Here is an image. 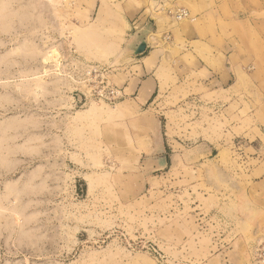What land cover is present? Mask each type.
Wrapping results in <instances>:
<instances>
[{"label": "rangeland", "instance_id": "rangeland-1", "mask_svg": "<svg viewBox=\"0 0 264 264\" xmlns=\"http://www.w3.org/2000/svg\"><path fill=\"white\" fill-rule=\"evenodd\" d=\"M161 3L0 0V264H221L214 257L233 243L225 237L234 224L197 206L204 200L191 167L198 137L228 124L220 98L186 89L177 72L145 105L78 107L67 76L71 60L126 63L127 34L144 10L168 9L174 23L189 17L178 18L186 9L173 0ZM240 61L253 78H238L236 157L221 161L236 173L256 163V131L264 132V53ZM116 73L120 86L127 76ZM208 170L216 189L235 185L233 174ZM246 234L241 264H264L263 234Z\"/></svg>", "mask_w": 264, "mask_h": 264}, {"label": "crops", "instance_id": "crops-1", "mask_svg": "<svg viewBox=\"0 0 264 264\" xmlns=\"http://www.w3.org/2000/svg\"><path fill=\"white\" fill-rule=\"evenodd\" d=\"M160 2H163L161 5L165 10L169 0ZM173 3L186 9L189 17L174 23L168 9L161 17L146 10L136 14L133 22L137 23L139 30L133 31L134 27H130L126 49L134 51L145 40L146 50L129 57L125 61L126 67L113 76H127L120 84L124 88L125 99L131 98L141 106L154 100L157 93L160 95L165 78L170 75L172 80L177 72L186 89L192 91L202 86L203 91L220 98L222 103L218 102L217 105L218 117L221 120L228 118V124L222 122L220 133L214 134L212 139H207L203 134L202 138L198 137L195 152L197 162L191 167L197 171V191L204 200L202 204L198 201L197 206L211 208L214 211L211 213L212 219L222 217L234 224L225 237L232 239L233 243L227 248L222 243L218 248L219 254L214 258H219L221 264H241L245 259L242 251L248 250L246 231L264 236L263 129L256 131L261 148L260 153L257 151L259 156L250 158L256 159L254 165L239 169L236 173L231 168H224L221 161H234L236 157L233 145L237 141V126L236 123L231 124L234 115L230 111L233 110V97L238 94V78H244L245 83L253 78L246 72L241 73L242 64L245 63H240V60L247 62L249 54L253 52L264 53V0H173ZM167 33L171 36L169 42L165 40ZM247 131L243 129L242 136H246ZM189 156L184 158L188 165ZM210 167L218 172H227L226 175L233 174L236 177L235 185H228V189H216V185L206 182ZM203 215L202 219H207L208 214L203 211ZM244 256H247V252Z\"/></svg>", "mask_w": 264, "mask_h": 264}, {"label": "built area", "instance_id": "built-area-1", "mask_svg": "<svg viewBox=\"0 0 264 264\" xmlns=\"http://www.w3.org/2000/svg\"><path fill=\"white\" fill-rule=\"evenodd\" d=\"M189 13L182 10L178 18L187 17ZM135 30H139L136 22H133ZM68 62V61H66ZM127 63H89L70 61L68 75L71 83L75 85L73 97L76 106L85 107L90 102H103L114 105L125 98L124 88L111 80V75ZM65 71V69H63Z\"/></svg>", "mask_w": 264, "mask_h": 264}, {"label": "water", "instance_id": "water-1", "mask_svg": "<svg viewBox=\"0 0 264 264\" xmlns=\"http://www.w3.org/2000/svg\"><path fill=\"white\" fill-rule=\"evenodd\" d=\"M146 46H147L146 41L145 40L142 41V43L138 46V48L133 51V55L136 56L144 53L146 50Z\"/></svg>", "mask_w": 264, "mask_h": 264}, {"label": "bare ground", "instance_id": "bare-ground-1", "mask_svg": "<svg viewBox=\"0 0 264 264\" xmlns=\"http://www.w3.org/2000/svg\"><path fill=\"white\" fill-rule=\"evenodd\" d=\"M93 102V101H92ZM96 107L94 106V105H92V107H90L89 109H87L86 111L87 112H94V109H95Z\"/></svg>", "mask_w": 264, "mask_h": 264}]
</instances>
